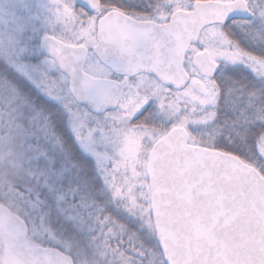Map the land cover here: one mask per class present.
<instances>
[{
  "label": "snow or ice",
  "instance_id": "6c2138e0",
  "mask_svg": "<svg viewBox=\"0 0 264 264\" xmlns=\"http://www.w3.org/2000/svg\"><path fill=\"white\" fill-rule=\"evenodd\" d=\"M0 264H264V0H0Z\"/></svg>",
  "mask_w": 264,
  "mask_h": 264
},
{
  "label": "rangeland",
  "instance_id": "374dc122",
  "mask_svg": "<svg viewBox=\"0 0 264 264\" xmlns=\"http://www.w3.org/2000/svg\"><path fill=\"white\" fill-rule=\"evenodd\" d=\"M12 3H13L14 5H19V0H12Z\"/></svg>",
  "mask_w": 264,
  "mask_h": 264
}]
</instances>
